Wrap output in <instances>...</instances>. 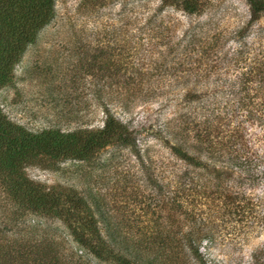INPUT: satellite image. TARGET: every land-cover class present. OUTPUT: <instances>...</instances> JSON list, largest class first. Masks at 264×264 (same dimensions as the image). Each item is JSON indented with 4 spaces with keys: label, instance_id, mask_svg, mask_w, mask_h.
Listing matches in <instances>:
<instances>
[{
    "label": "trees",
    "instance_id": "obj_1",
    "mask_svg": "<svg viewBox=\"0 0 264 264\" xmlns=\"http://www.w3.org/2000/svg\"><path fill=\"white\" fill-rule=\"evenodd\" d=\"M207 2L160 0L159 7L199 15ZM54 5L55 0H0V87L12 81L27 46L54 16ZM247 6L246 25L264 16V0H247ZM205 36L199 30L186 34L185 44L176 47L177 67L188 61L190 71L172 80L178 91L167 97L176 110L155 133L171 160L156 166L154 179L148 172L149 148L139 145L134 130L108 102L125 97L121 105L127 108L136 97H154L153 90L142 92L140 87L161 79L131 75L123 80L124 91L105 92L99 84L103 75L98 74L94 94L103 116L96 127L31 131L0 108V264H207L201 248L213 240L212 224L217 220L234 222L245 234L264 231V143L249 139L243 124L231 123L259 122L264 133V61L253 57L246 64L249 58H244L240 68L245 72L226 80L218 71L214 77L212 70L218 67L212 57H223L226 51L219 49L217 35L212 42ZM121 64L135 68L132 60L118 62L105 53L97 62L103 71L119 70ZM86 65L89 70L94 61ZM118 81L112 77L109 85ZM109 147L129 150L156 183L159 209L155 221L142 226L147 232L127 234L124 222L106 214L97 218L94 207L75 188L47 186L25 171L43 161L90 162ZM179 216L190 222L188 230L159 232L167 222L179 228ZM46 218L60 220L64 230L42 225ZM252 258L256 263L255 252Z\"/></svg>",
    "mask_w": 264,
    "mask_h": 264
},
{
    "label": "rangeland",
    "instance_id": "obj_2",
    "mask_svg": "<svg viewBox=\"0 0 264 264\" xmlns=\"http://www.w3.org/2000/svg\"><path fill=\"white\" fill-rule=\"evenodd\" d=\"M159 6L160 0H55L54 16L27 46L14 67L12 81L0 87V108L10 120L31 131L50 126L64 130L96 127L102 124L103 116L101 101L94 94L98 74L103 75L99 84L105 92L124 91L123 80L131 75L161 79L140 87L142 92L153 90L154 97H136L127 108L121 105L125 97L108 102L110 110L134 130L139 145L149 148L148 172L154 179L157 167L171 160L155 133L176 110L172 98L167 97L178 91L174 76L190 71L186 69L190 68L188 61L177 67L176 47L185 44V35L199 30L206 34V42L217 35L219 49L226 52L223 57H212L218 67L212 70L214 77L218 71L226 80L238 71L245 72L240 68L245 65L241 61L244 58H249L246 64L253 57L264 61V16L246 25L247 0H208L199 15ZM102 53L118 62L132 60L135 68L121 64L119 70H100L97 62ZM236 59L239 66L234 63ZM87 60L94 61L89 70ZM112 77L119 79L117 84L109 85ZM231 123L243 124L249 139L264 143L259 122ZM25 171L31 179L47 186L75 188L94 207L97 218L106 214L116 222H124L127 234L147 232L142 226L154 222L158 214L156 183L149 180L146 168L126 148L109 147L90 162L70 158L57 163L43 161L27 166ZM2 200L0 192V220ZM179 219L183 221L179 228L167 222L159 232L188 230L190 222L181 216ZM42 221L45 227L64 230L58 219ZM234 224L225 220L212 224L213 240L201 248L207 264H264V231L245 234Z\"/></svg>",
    "mask_w": 264,
    "mask_h": 264
}]
</instances>
